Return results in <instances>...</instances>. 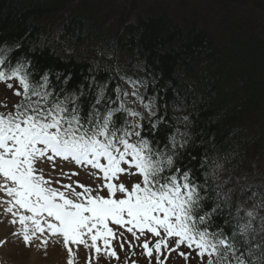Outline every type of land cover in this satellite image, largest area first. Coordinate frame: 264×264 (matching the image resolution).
Wrapping results in <instances>:
<instances>
[{
	"label": "snow or ice",
	"instance_id": "obj_1",
	"mask_svg": "<svg viewBox=\"0 0 264 264\" xmlns=\"http://www.w3.org/2000/svg\"><path fill=\"white\" fill-rule=\"evenodd\" d=\"M121 78L134 88L138 83ZM0 84L19 97L11 108L0 103V193L6 197L0 207L19 225L13 234L25 246L38 239L46 249L55 238L67 252L65 264H76L81 246L88 250L85 264L101 257L119 260L113 241L121 251L127 244L132 255L138 247L148 264H170L173 253L185 264H264V216L258 212L264 192L241 189L236 197L235 189L221 190L228 181L213 189L209 179L215 180V169L209 172L204 162L203 178L180 166L187 133L176 129L164 144L144 137V125L126 119L139 114L118 103L129 95L119 86L52 89L47 75L35 79L28 62L5 48H0ZM162 122L156 117L150 127ZM61 161L87 169L100 183L72 180L79 171L65 172L58 168ZM224 205L229 219L221 225L216 218Z\"/></svg>",
	"mask_w": 264,
	"mask_h": 264
},
{
	"label": "trees",
	"instance_id": "obj_2",
	"mask_svg": "<svg viewBox=\"0 0 264 264\" xmlns=\"http://www.w3.org/2000/svg\"><path fill=\"white\" fill-rule=\"evenodd\" d=\"M135 10L106 0H0V48L56 90L107 83L125 92L131 83L121 77L137 81L150 105L139 114L144 137L164 144L179 129L187 133L180 166L203 178L204 162L215 169L213 189L228 181L221 190L236 197L264 192V0H164ZM156 117L163 122L152 129ZM229 211L224 205L216 223Z\"/></svg>",
	"mask_w": 264,
	"mask_h": 264
},
{
	"label": "rangeland",
	"instance_id": "obj_3",
	"mask_svg": "<svg viewBox=\"0 0 264 264\" xmlns=\"http://www.w3.org/2000/svg\"><path fill=\"white\" fill-rule=\"evenodd\" d=\"M164 0H106V3L112 5V7H119L122 5H127L132 2L135 5V12H140L145 10L148 7L158 6L163 3ZM189 3L194 5H202L203 0H187ZM264 21V13L261 14ZM134 14L132 19L134 18ZM208 22V21H207ZM141 85H136L135 88L132 84H128L125 88V93H129L122 97V102L125 108L129 112L147 113L148 107H145L146 104H142L141 100ZM137 93V95H131V93ZM18 101V97L14 96L11 90H8L4 87L3 84H0V103L7 102L9 108ZM4 109L0 108V111ZM147 117V115L145 114ZM130 123H138V117L128 116ZM62 166L65 172L69 171H79V176H73L72 180H79L81 183L95 186L100 181L96 180L93 176L89 175L87 169L77 168L73 163L70 162H58V168ZM45 173L49 172L50 166L48 164L43 165ZM54 179L60 178L55 173L52 174ZM122 179H128L122 177ZM131 180L136 179L135 177L130 178ZM63 182L67 183L68 180L64 179ZM79 190V189H78ZM3 193H0V200L5 199ZM12 217L5 214L3 207H0V264H65L67 259V252L63 248L62 243H58L55 238L50 240L49 245L45 249L43 245L40 244V241L34 240L30 247L25 246L21 237L14 235L13 233L19 230V225H12L10 220ZM125 239L131 240L132 237L130 234H125ZM113 247L117 251L119 260L101 257L99 261L93 260V264H132L133 261H136L137 264H148L147 259L140 255L141 250L135 249L136 255H132L129 252L127 244H125L124 250L121 251L118 241H113ZM187 251V249H183ZM175 254V253H173ZM77 262L76 264H85V260L88 255V250L83 246L79 248L76 253ZM170 264H185V261L180 257H171ZM191 264H196V260H192Z\"/></svg>",
	"mask_w": 264,
	"mask_h": 264
},
{
	"label": "bare ground",
	"instance_id": "obj_4",
	"mask_svg": "<svg viewBox=\"0 0 264 264\" xmlns=\"http://www.w3.org/2000/svg\"><path fill=\"white\" fill-rule=\"evenodd\" d=\"M207 1H208V0H207ZM202 3L205 4V3H206V0H203Z\"/></svg>",
	"mask_w": 264,
	"mask_h": 264
}]
</instances>
